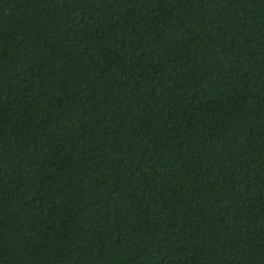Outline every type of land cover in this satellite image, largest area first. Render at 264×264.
<instances>
[{"label":"trees","instance_id":"obj_1","mask_svg":"<svg viewBox=\"0 0 264 264\" xmlns=\"http://www.w3.org/2000/svg\"><path fill=\"white\" fill-rule=\"evenodd\" d=\"M0 264H264V0H0Z\"/></svg>","mask_w":264,"mask_h":264}]
</instances>
